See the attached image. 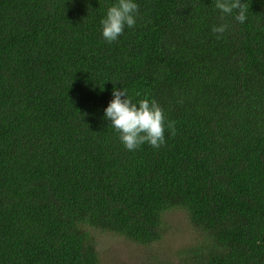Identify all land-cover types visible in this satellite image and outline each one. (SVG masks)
I'll return each mask as SVG.
<instances>
[{"label": "trees", "instance_id": "obj_1", "mask_svg": "<svg viewBox=\"0 0 264 264\" xmlns=\"http://www.w3.org/2000/svg\"><path fill=\"white\" fill-rule=\"evenodd\" d=\"M117 2L0 0V264H103L97 232L152 248L177 210L178 264H264V0H134L109 43ZM114 87L163 110L159 149L124 147Z\"/></svg>", "mask_w": 264, "mask_h": 264}, {"label": "clouds", "instance_id": "obj_2", "mask_svg": "<svg viewBox=\"0 0 264 264\" xmlns=\"http://www.w3.org/2000/svg\"><path fill=\"white\" fill-rule=\"evenodd\" d=\"M215 7L222 13L220 19L236 12L235 20L239 23L246 21V6L241 0H215ZM139 7L134 0H118L109 7L102 25V36L111 43L123 34L125 27H133ZM226 24L213 26L212 32L223 34L227 30ZM217 38H220L218 36ZM113 99L104 110V115L110 125L119 134V139L129 151L138 149L148 143L152 148L159 149L165 143V116L163 110L155 100H140L133 103L125 89L113 88ZM122 97H125L122 99ZM167 128L172 136L176 134L175 121H168Z\"/></svg>", "mask_w": 264, "mask_h": 264}, {"label": "rangeland", "instance_id": "obj_3", "mask_svg": "<svg viewBox=\"0 0 264 264\" xmlns=\"http://www.w3.org/2000/svg\"><path fill=\"white\" fill-rule=\"evenodd\" d=\"M165 236L152 248L131 243L125 238L110 234L96 233L98 251L103 264H159L169 260L178 264L177 250L193 238L195 232L188 226V216L182 211L169 212L165 217Z\"/></svg>", "mask_w": 264, "mask_h": 264}]
</instances>
